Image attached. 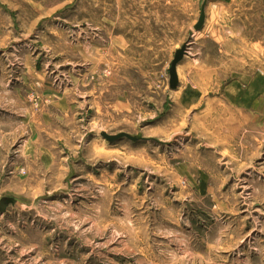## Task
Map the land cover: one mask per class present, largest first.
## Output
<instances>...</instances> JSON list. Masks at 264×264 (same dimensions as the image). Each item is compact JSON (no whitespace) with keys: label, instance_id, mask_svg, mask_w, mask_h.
Returning a JSON list of instances; mask_svg holds the SVG:
<instances>
[{"label":"rangeland","instance_id":"obj_1","mask_svg":"<svg viewBox=\"0 0 264 264\" xmlns=\"http://www.w3.org/2000/svg\"><path fill=\"white\" fill-rule=\"evenodd\" d=\"M202 1L0 0V264H264V0Z\"/></svg>","mask_w":264,"mask_h":264},{"label":"water","instance_id":"obj_2","mask_svg":"<svg viewBox=\"0 0 264 264\" xmlns=\"http://www.w3.org/2000/svg\"><path fill=\"white\" fill-rule=\"evenodd\" d=\"M213 0H203L201 5H200V9H199V16L198 19L196 21V24L193 26V31L195 33L200 32L203 27H204V23L206 20V7L208 6V4L210 2H212ZM190 43H186L183 46H181V48L179 50H177L174 54L173 60L170 63V67L168 70V86L170 88V90H176L178 88V76H177V67L179 66V64L181 63V61L183 60V58L185 56H187V50H188V45ZM102 137H104L105 139H107L110 143L116 140H120V139H125L128 140L132 143L135 142H139V141H154L157 142L156 140H152V139H147L142 137L141 134H137V135H127V134H118L117 136H109L106 134H102ZM160 144H162L161 142H159ZM19 207L20 203L17 202L16 200L10 199V198H1L0 199V215H2L6 209L8 207Z\"/></svg>","mask_w":264,"mask_h":264},{"label":"crops","instance_id":"obj_3","mask_svg":"<svg viewBox=\"0 0 264 264\" xmlns=\"http://www.w3.org/2000/svg\"><path fill=\"white\" fill-rule=\"evenodd\" d=\"M207 23V21L205 20V23H204V25ZM199 33V32H198ZM190 50V49H189ZM177 74H178V72H177ZM248 94L250 95V96H252L253 94L254 95H257V92H256V90L253 88V87H250V88H248ZM247 104V103H246Z\"/></svg>","mask_w":264,"mask_h":264},{"label":"bare ground","instance_id":"obj_4","mask_svg":"<svg viewBox=\"0 0 264 264\" xmlns=\"http://www.w3.org/2000/svg\"><path fill=\"white\" fill-rule=\"evenodd\" d=\"M177 76H178V74H177ZM100 134H101V133H100ZM101 138H102L104 141H106V142H107V144H110V142L107 140L108 138H107V139H105V138H104V137H102V136H101ZM145 138H147V137H145ZM135 143H137V142H135ZM161 143H162V142H161ZM21 207H22V206H21ZM8 208H9V207H8ZM8 208H7V209H8ZM7 209H6V211H5L3 214H6V212H7Z\"/></svg>","mask_w":264,"mask_h":264}]
</instances>
